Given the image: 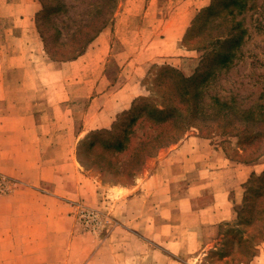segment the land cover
Masks as SVG:
<instances>
[{"label": "crops", "instance_id": "crops-1", "mask_svg": "<svg viewBox=\"0 0 264 264\" xmlns=\"http://www.w3.org/2000/svg\"><path fill=\"white\" fill-rule=\"evenodd\" d=\"M163 1L152 0L158 8L153 19L146 13L143 22L160 21ZM129 2L134 0L118 1L113 19L93 40V72L107 59L113 30L133 13ZM210 2L182 0L176 7L170 5L164 30L153 29L152 42L133 54L127 65L135 61L147 66L170 58L185 75H192L197 66L187 72L176 61L189 56L191 62L196 56L197 49L185 47L183 38ZM41 9L40 0H0V177L10 184L7 193H0V237H16L15 244H21V237H30L31 246L39 234L62 230L61 222L71 233L65 222L73 223L74 212L84 204L106 209L116 222L113 235L124 232L129 238L125 249L133 258L131 264H166V251H199L210 240L205 236H215L222 221L236 216L229 197V172L233 169L243 183L262 171L264 155L237 162L212 138L189 133L147 158L130 182L107 180L101 171L88 168L79 158L80 143L91 133L111 127L135 95L112 101L108 96L115 86L95 94L97 79L88 89L83 83L85 66L77 69L76 85L60 79L55 83L54 72L60 76L63 69L53 66L65 61L54 59L42 43L37 23ZM89 51L88 47L68 62L85 65ZM102 52L105 56H100ZM145 68L141 75L149 71ZM85 97L91 98L93 110L79 120L78 110L84 107L75 100ZM163 241L166 247L160 246ZM134 257L141 259L134 261ZM93 260L95 254L87 264Z\"/></svg>", "mask_w": 264, "mask_h": 264}, {"label": "rangeland", "instance_id": "rangeland-1", "mask_svg": "<svg viewBox=\"0 0 264 264\" xmlns=\"http://www.w3.org/2000/svg\"><path fill=\"white\" fill-rule=\"evenodd\" d=\"M181 1H163L160 6H163L161 9L165 12L160 13V21L152 22L143 21L146 13L147 15L150 13V18L153 19L158 3L152 2V0L129 2L128 5L132 6L133 13L129 17H125L121 28L115 27V31L113 30L111 50L107 59L103 60L101 66L97 67V71L93 72V58L95 57L93 50L95 47L92 41L88 45L89 52L92 54L87 56L89 60L85 62V65L77 62L72 64L68 62L69 60L65 63L54 64L53 68L63 69L60 76L54 72V82L57 83L60 79L64 83L76 85L77 69L85 66L87 73L83 83L88 89L93 87V81L97 79L95 94L104 92L110 86L117 88L112 90L111 96H108L112 101H125V96L134 94L130 108L121 112L116 118L114 125L116 124L115 127L117 128L114 130V125H112L109 129L113 133H123L133 126V129H137L135 139L140 137L143 131L152 133L160 130L161 125L153 124L159 115L153 109V106L156 108L154 103H158L160 107H162V100L169 107L182 104V113L186 114V99L180 95L183 90L181 87L182 80H180L179 73L175 69H179L181 72L182 70L172 64L173 59L148 63L147 66L135 61L127 65L133 54L135 56L152 42L151 40L155 36L152 32L153 29L155 31L164 30L165 22L170 14V5L173 4L176 7ZM210 5H212L211 10L202 11ZM205 7L198 12L196 19L192 21L183 38L185 47L197 49L196 56H192L191 62L188 61L189 56H186V60L184 59L186 57L181 56L182 60L176 62L181 67H185L187 72L191 68L192 71L194 66H197L198 69L196 68L197 71L192 76L187 75L192 77L187 82L193 92L198 88L196 83L207 76L209 83L205 81L204 85L210 87L213 93L222 94L227 99L231 96H233L232 98L236 97L234 104L238 107L239 105L254 107L256 111V120L254 121H260L263 117L259 112V103L264 100V0H211ZM41 18L43 21V14H41ZM64 18L67 17H56L55 22L63 25L61 21ZM55 22L53 23L55 24ZM145 23L151 24L144 25ZM65 33L69 37V34ZM49 34L50 38H48L51 40V44L59 40H57L58 36L53 27L49 30ZM164 36L163 33L162 37ZM229 39H232L230 44H225ZM239 40H241L240 43L236 44ZM42 43L45 46L43 40ZM103 49L106 52L109 50L108 46ZM222 50H234L236 52L231 60L222 63L224 55ZM100 56H105V53L102 52ZM177 56L179 55H175V58ZM203 60H205L204 64ZM145 67H148L149 71L145 75H141V71L147 70ZM124 87H128V91L120 92ZM260 95H262L261 100H259ZM75 102L79 103L81 108L84 107L82 110H78L79 120L84 119L93 110V102L89 97L80 98ZM176 110L179 111L177 108L172 111L175 112ZM140 113L138 122L132 125V119ZM172 113L165 112L163 116L172 120ZM244 131L236 133L225 132L221 129L212 133L200 132L192 127L184 133L183 137L189 133H194L202 137L212 138L215 144L221 146L234 161L245 162V159H252L259 152H264V136L257 139L254 129H245ZM107 134L102 133L96 135L95 138L93 136V139H97L95 141L89 138L84 141V144L81 142L79 145L81 147V160L88 168L101 171L107 180L132 181L137 174L121 175L124 169L128 167L126 153L118 156L115 166H113L114 172L102 171L97 165L87 162V160L90 161L96 150L97 153L101 154L99 157L103 162H107L108 159L113 160L108 149L111 140ZM179 141L160 147L155 153L145 157L141 169L147 158L156 156L162 149H167ZM89 151H93V153ZM138 166L139 164L134 163L130 169ZM120 170L122 171L119 172ZM263 173L264 168L260 173L251 175L245 182L241 183L237 181L232 169L228 176V188L229 197L235 204L236 216L231 220L222 221L218 225V233L215 236H205L210 240L204 242L199 251L183 254L166 251V264H264V240L260 241L258 236V231L264 228ZM259 175L262 176L258 177ZM1 178L5 180L6 188L0 189V193H7L10 184L6 178ZM181 190L183 189L177 191ZM86 210H96L95 217L91 216L84 219L87 216V213L85 215L84 212ZM74 216L75 221L73 220V223L69 220V222H65L71 228V233H67L68 228L63 227V222H61L62 230H55V234L51 235L39 234L34 238L36 243L31 246L29 244L30 237H21V244H15L14 239H17L16 237H8L6 240L4 237H0V264H87L94 254L95 260L92 261V264L132 263L131 254L127 253L125 249L130 240L124 232L113 235L116 233L114 232L116 222L106 209L80 204L77 211L74 212ZM259 217L262 218L260 222ZM133 243L141 242L134 241ZM160 246L166 247L164 241L161 242ZM138 250L140 253L141 248ZM137 259L139 260L141 257H134V261Z\"/></svg>", "mask_w": 264, "mask_h": 264}, {"label": "trees", "instance_id": "trees-1", "mask_svg": "<svg viewBox=\"0 0 264 264\" xmlns=\"http://www.w3.org/2000/svg\"><path fill=\"white\" fill-rule=\"evenodd\" d=\"M40 1L43 7L38 15L37 23L41 38L45 43V48L54 59L59 61H67L74 59L83 53L87 49L88 45L99 35L103 28L111 22L117 9L119 0ZM211 9L212 5L205 7L202 11H209ZM41 14L44 16L43 21ZM60 16L61 18L63 16L67 17L61 21L63 22V25L55 22V18H59ZM53 22H55V24ZM52 27L55 29V33L58 36L57 40L59 39V42L54 41L51 44V40H49V30ZM65 32L69 34V37ZM231 40L232 39H229L225 44H230ZM240 41L241 40H239L236 44H239ZM235 52L236 51L234 50L223 51L224 55L222 57V63L231 60L235 55ZM204 61L205 60L202 61L203 64ZM175 70L178 71L180 80H182L181 87L183 90L180 95H183L184 99H186L187 113H182V104L180 106H176L175 104L173 107H169L165 101L162 100V107H160L158 103H154L156 108L153 106L155 112L159 114L157 120L153 124L158 126L161 125L159 131L152 133L143 131L142 135L135 139L137 129H133L134 127L132 125H135L138 122V119L141 115L140 113L131 121V126L133 128L131 127L123 133H113L109 128H103L91 133L89 138L92 139L93 136L95 138L96 135L98 136L102 133H108L107 135L111 140L109 145L110 148L108 149L110 151V156H113V160L108 159L107 162H103L101 157H99L101 154L97 153L96 150L95 154L91 156L90 161L87 160L88 163L91 162L92 164L97 165L102 171L114 172L113 166H115L118 156L120 154L126 153L128 167L124 169V172L121 175L128 176L130 173L135 175L141 169L142 164L145 161V157L152 155L160 147L179 141L183 137L184 133L192 127L198 129L200 132L205 131L212 133L215 131H220L221 129L225 132L227 131L236 133L245 132V129H254L257 139H259L261 136H264V100L259 103V112L263 119L261 118L260 121H254L256 120V111L254 107H242L241 105L238 107L236 104H234L236 97L232 98L233 96H231V98L227 99V97H224L222 94L213 93L210 90V87L204 85L205 81L209 83L207 76L203 77L202 80L196 83L198 88L193 92L188 86L187 82L190 81V78L192 77H188L179 69ZM230 99H232V101H230ZM261 99L262 95L259 97V100ZM174 108H177L179 111H172ZM165 112H173L171 114L173 119L169 120V118L163 116ZM252 121L254 122L250 123ZM115 125L113 126L114 130L117 128ZM207 134L208 133H206V135ZM86 140L82 141L83 144ZM93 140L95 141L97 139ZM80 148L81 147H79V158L81 159ZM89 152L93 153V151ZM263 153L264 152L261 151L252 159H245L244 161H254L261 157ZM134 163L139 164V166L137 168L131 167L130 169V166ZM121 171L122 170L119 172ZM262 175H264V173ZM262 175H259L258 177H261ZM260 218L261 217H259V222L262 221V218ZM258 236L260 241L264 240V228L261 229V231H258Z\"/></svg>", "mask_w": 264, "mask_h": 264}, {"label": "built area", "instance_id": "built-area-1", "mask_svg": "<svg viewBox=\"0 0 264 264\" xmlns=\"http://www.w3.org/2000/svg\"><path fill=\"white\" fill-rule=\"evenodd\" d=\"M4 188H6L5 180L1 178L0 179V189L3 190ZM84 212H85V215L87 213V216H85L84 219H88L91 216L95 217L96 215V210H86Z\"/></svg>", "mask_w": 264, "mask_h": 264}]
</instances>
